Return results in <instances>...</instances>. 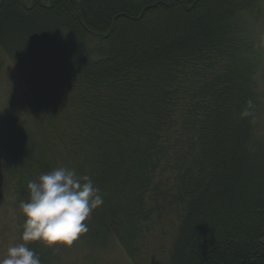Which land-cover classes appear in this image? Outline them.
<instances>
[{
  "label": "trees",
  "instance_id": "obj_1",
  "mask_svg": "<svg viewBox=\"0 0 264 264\" xmlns=\"http://www.w3.org/2000/svg\"><path fill=\"white\" fill-rule=\"evenodd\" d=\"M258 3L2 0L0 50L31 106L5 130L20 239L28 182L66 167L103 198L84 238L132 264H264L263 58L239 22Z\"/></svg>",
  "mask_w": 264,
  "mask_h": 264
},
{
  "label": "rangeland",
  "instance_id": "obj_2",
  "mask_svg": "<svg viewBox=\"0 0 264 264\" xmlns=\"http://www.w3.org/2000/svg\"><path fill=\"white\" fill-rule=\"evenodd\" d=\"M2 0H0V3ZM31 7L34 0H24ZM248 30L263 58L259 79L264 74V0L246 13L239 21ZM101 43L97 38L89 41V49L94 60L101 58ZM262 71V72H261ZM260 93L262 101L261 118L264 117V87ZM30 94L13 60L0 50V256L7 253L10 246L21 243L18 213L14 206L11 191L4 177L5 162V130L10 108H16L30 116ZM259 135H264V118L259 125ZM81 236L71 247H57L61 256V264H132L122 246L113 237L96 244L97 241Z\"/></svg>",
  "mask_w": 264,
  "mask_h": 264
},
{
  "label": "clouds",
  "instance_id": "obj_3",
  "mask_svg": "<svg viewBox=\"0 0 264 264\" xmlns=\"http://www.w3.org/2000/svg\"><path fill=\"white\" fill-rule=\"evenodd\" d=\"M27 188L29 201L20 204L25 216L23 243L10 246L6 255L0 256V264H41L27 246L30 243L71 247L88 232L90 215L103 204L91 177L79 176L75 169L66 167L42 174L37 181H29Z\"/></svg>",
  "mask_w": 264,
  "mask_h": 264
}]
</instances>
